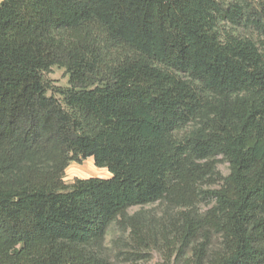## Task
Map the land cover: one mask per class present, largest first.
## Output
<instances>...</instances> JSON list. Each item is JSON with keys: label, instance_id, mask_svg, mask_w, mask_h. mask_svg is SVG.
<instances>
[{"label": "trees", "instance_id": "trees-1", "mask_svg": "<svg viewBox=\"0 0 264 264\" xmlns=\"http://www.w3.org/2000/svg\"><path fill=\"white\" fill-rule=\"evenodd\" d=\"M87 158L110 176L65 184ZM157 202L185 211L126 215ZM153 251L264 264V0H0V264Z\"/></svg>", "mask_w": 264, "mask_h": 264}, {"label": "rangeland", "instance_id": "rangeland-1", "mask_svg": "<svg viewBox=\"0 0 264 264\" xmlns=\"http://www.w3.org/2000/svg\"><path fill=\"white\" fill-rule=\"evenodd\" d=\"M45 80L47 84L52 87L65 88L68 86V78L63 68L54 66L48 73L45 74ZM47 95H53L52 91H48ZM57 99L58 96L54 95ZM216 173L220 177H225L228 173L227 163H225L221 157L218 158V164L216 165ZM110 176L106 169L97 168L91 158L82 160L80 163L71 162L65 169L63 182L65 184L72 183L75 179H88V178H101L106 179ZM212 188H215L214 186ZM212 203L209 200H202L196 202L194 208L199 214L204 213ZM185 209H178L173 207H167L164 202H157L151 205L136 206L127 210L126 215L132 216L136 213H141L142 217L152 219L155 222L162 219L170 218L171 216H177L180 212H184ZM166 217V218H165ZM129 231L120 230L117 223L112 224L107 231L105 243L108 248L114 246V241L119 244L118 246H126L129 243ZM157 246H165L159 243ZM124 254L127 253V249L121 247ZM149 261L147 264H161L163 261L162 254L153 251L148 255ZM114 264H132L131 262L124 261V259H114ZM143 264V263H141Z\"/></svg>", "mask_w": 264, "mask_h": 264}]
</instances>
